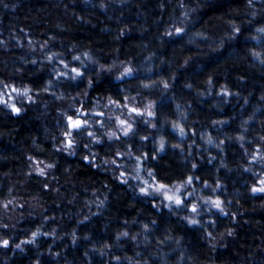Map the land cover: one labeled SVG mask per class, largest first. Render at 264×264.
<instances>
[{"label":"trees","instance_id":"1","mask_svg":"<svg viewBox=\"0 0 264 264\" xmlns=\"http://www.w3.org/2000/svg\"><path fill=\"white\" fill-rule=\"evenodd\" d=\"M257 30L264 0H0V85L25 95L0 102V264H264ZM128 108V137L63 147L67 118ZM130 157L201 199L157 206L109 165Z\"/></svg>","mask_w":264,"mask_h":264},{"label":"rangeland","instance_id":"2","mask_svg":"<svg viewBox=\"0 0 264 264\" xmlns=\"http://www.w3.org/2000/svg\"><path fill=\"white\" fill-rule=\"evenodd\" d=\"M256 35L259 41L264 40V31L257 30ZM24 97L25 95L19 91L17 92V90L10 86L0 85V102L10 106L14 112H18L17 103L22 102V100L25 99ZM133 110V108H128L129 113L127 114H129V116L131 114V116L127 121L122 119L120 115H116V117L112 119H105L101 115H95L94 117L88 116L85 118V115L83 114H79V117L67 118L66 122L68 130L64 134L65 142L63 147L72 148L75 134L77 133L83 134L87 139L92 138L94 144L97 145L104 140L118 142L119 140L128 137L136 131L135 125H137V123L135 122V117L142 115L140 112ZM75 122H79L80 127H73ZM140 122L141 127H145V124L147 125V122L145 121L142 122V120H140ZM141 157L144 158L146 156L142 154ZM143 158H124L125 161L122 162L123 165H121L119 161H112L109 165H113L118 170L120 169L121 178H124L127 182L131 181V184L136 188L138 194L157 200V206L162 208L175 210L182 206L185 200L196 201L201 199L202 196H199V193L195 190V186L192 182L189 183V181L186 182L185 185H163V187H161V184L158 183L152 171H150L147 166L143 165ZM125 170L128 172V175L124 173ZM168 197H172L173 199L169 200ZM177 199L181 201L180 204L175 203V200Z\"/></svg>","mask_w":264,"mask_h":264},{"label":"snow or ice","instance_id":"3","mask_svg":"<svg viewBox=\"0 0 264 264\" xmlns=\"http://www.w3.org/2000/svg\"><path fill=\"white\" fill-rule=\"evenodd\" d=\"M78 75H79V73H77ZM133 111H135V110H133ZM123 123V122H122ZM73 127H76V128H78V127H80V124H79V122H75L74 124H73ZM125 134H127V133H125ZM189 183H191V178L189 179ZM161 187H163V185H161ZM260 191H264V189H259ZM168 199L169 200H172L173 198L172 197H168ZM175 203H177V204H180L181 203V201L179 200V199H177V200H175ZM216 206L217 207H219V202H216ZM193 211H196V208H195V206H193V209H192ZM7 241H4V244L5 245H7Z\"/></svg>","mask_w":264,"mask_h":264}]
</instances>
